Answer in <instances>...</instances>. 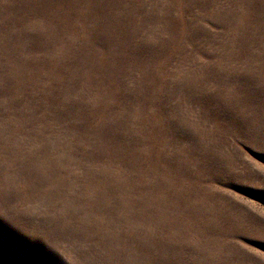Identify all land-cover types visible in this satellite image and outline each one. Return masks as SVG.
<instances>
[{"label":"rangeland","instance_id":"374dc122","mask_svg":"<svg viewBox=\"0 0 264 264\" xmlns=\"http://www.w3.org/2000/svg\"><path fill=\"white\" fill-rule=\"evenodd\" d=\"M262 73L264 0H0V264H264Z\"/></svg>","mask_w":264,"mask_h":264},{"label":"snow or ice","instance_id":"6c2138e0","mask_svg":"<svg viewBox=\"0 0 264 264\" xmlns=\"http://www.w3.org/2000/svg\"><path fill=\"white\" fill-rule=\"evenodd\" d=\"M262 78H264V73H262ZM211 99H212L211 97H208V98L193 97V98H189L188 99L187 104L189 106H191L192 104H201V103H205V102H210ZM229 102H231V103H239L240 102V96L233 95V96L229 97ZM168 107H169V105H168L166 99L161 98V100H160L161 112L162 113L166 112ZM193 150H194V146H193ZM7 195H9V193L5 192L3 190V188L0 187V199H3Z\"/></svg>","mask_w":264,"mask_h":264}]
</instances>
